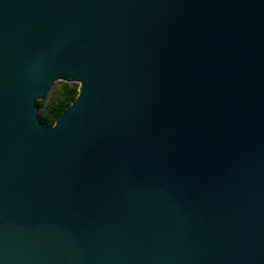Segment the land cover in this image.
I'll return each mask as SVG.
<instances>
[{"label": "water", "instance_id": "95a60500", "mask_svg": "<svg viewBox=\"0 0 264 264\" xmlns=\"http://www.w3.org/2000/svg\"><path fill=\"white\" fill-rule=\"evenodd\" d=\"M0 264H264V0H0Z\"/></svg>", "mask_w": 264, "mask_h": 264}, {"label": "trees", "instance_id": "16d2710c", "mask_svg": "<svg viewBox=\"0 0 264 264\" xmlns=\"http://www.w3.org/2000/svg\"><path fill=\"white\" fill-rule=\"evenodd\" d=\"M79 88L78 84L61 83V88L53 92L46 101H37L41 123L53 127L64 111L76 100Z\"/></svg>", "mask_w": 264, "mask_h": 264}, {"label": "rangeland", "instance_id": "374dc122", "mask_svg": "<svg viewBox=\"0 0 264 264\" xmlns=\"http://www.w3.org/2000/svg\"><path fill=\"white\" fill-rule=\"evenodd\" d=\"M61 83H64V82H56L55 85L53 86L51 92H50V95H52L53 92H55L56 90L60 89L61 88ZM49 95V96H50Z\"/></svg>", "mask_w": 264, "mask_h": 264}]
</instances>
